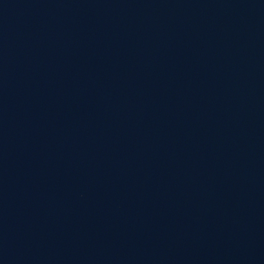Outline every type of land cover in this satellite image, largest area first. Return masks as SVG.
Listing matches in <instances>:
<instances>
[{
  "label": "water",
  "instance_id": "95a60500",
  "mask_svg": "<svg viewBox=\"0 0 264 264\" xmlns=\"http://www.w3.org/2000/svg\"><path fill=\"white\" fill-rule=\"evenodd\" d=\"M0 264H264V0H0Z\"/></svg>",
  "mask_w": 264,
  "mask_h": 264
}]
</instances>
